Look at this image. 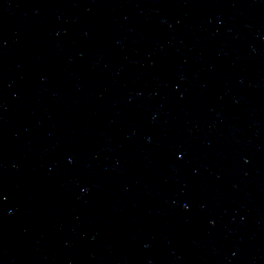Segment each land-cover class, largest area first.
<instances>
[{
    "label": "water",
    "instance_id": "obj_1",
    "mask_svg": "<svg viewBox=\"0 0 264 264\" xmlns=\"http://www.w3.org/2000/svg\"><path fill=\"white\" fill-rule=\"evenodd\" d=\"M0 264H264V0H0Z\"/></svg>",
    "mask_w": 264,
    "mask_h": 264
}]
</instances>
